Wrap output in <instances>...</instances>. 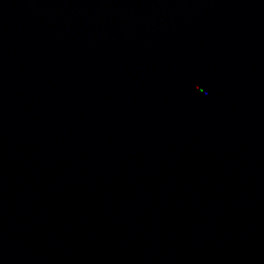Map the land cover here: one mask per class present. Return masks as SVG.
Segmentation results:
<instances>
[{"label": "water", "instance_id": "95a60500", "mask_svg": "<svg viewBox=\"0 0 264 264\" xmlns=\"http://www.w3.org/2000/svg\"><path fill=\"white\" fill-rule=\"evenodd\" d=\"M0 264H264V0H0Z\"/></svg>", "mask_w": 264, "mask_h": 264}]
</instances>
